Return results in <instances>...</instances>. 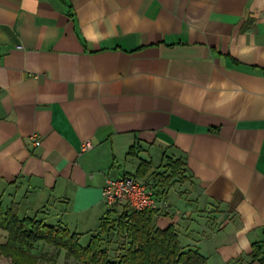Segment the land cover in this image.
I'll return each mask as SVG.
<instances>
[{"label": "crops", "instance_id": "0c3cea01", "mask_svg": "<svg viewBox=\"0 0 264 264\" xmlns=\"http://www.w3.org/2000/svg\"><path fill=\"white\" fill-rule=\"evenodd\" d=\"M177 161L156 227L264 264V0H0L4 207L90 238L106 180Z\"/></svg>", "mask_w": 264, "mask_h": 264}, {"label": "trees", "instance_id": "16d2710c", "mask_svg": "<svg viewBox=\"0 0 264 264\" xmlns=\"http://www.w3.org/2000/svg\"><path fill=\"white\" fill-rule=\"evenodd\" d=\"M182 167L181 162H170V176L151 173L149 180L153 181L154 196L163 194L158 188L168 186L173 177H179ZM149 171L150 167L141 163L136 175L144 177ZM156 213L157 210L107 209L98 232L90 236L87 245L81 246L79 236L65 227L48 226L35 218H20L16 204L4 207L0 200V232L5 238V242L0 243V255L10 259V264H56L54 256L31 254L40 243L63 251L66 259L71 258L78 264H206L198 252L180 246L172 226L156 227ZM115 239L123 241L119 248L112 242ZM258 254V247L254 245L252 256L257 258Z\"/></svg>", "mask_w": 264, "mask_h": 264}, {"label": "built area", "instance_id": "2783aa9c", "mask_svg": "<svg viewBox=\"0 0 264 264\" xmlns=\"http://www.w3.org/2000/svg\"><path fill=\"white\" fill-rule=\"evenodd\" d=\"M29 140L34 147L40 145L36 135L30 136ZM91 148L89 142L81 145V151ZM102 201L108 210L125 208L132 212H142L168 208L165 201L157 200L154 196L152 180L140 181L128 176L106 180L102 189Z\"/></svg>", "mask_w": 264, "mask_h": 264}, {"label": "rangeland", "instance_id": "374dc122", "mask_svg": "<svg viewBox=\"0 0 264 264\" xmlns=\"http://www.w3.org/2000/svg\"><path fill=\"white\" fill-rule=\"evenodd\" d=\"M2 232H0V243L5 242V238L3 237ZM79 243L81 246H85L88 243L89 240V235H80L79 236ZM113 243H115L117 246L116 248H119L120 245V239H115L114 241H112ZM112 243V244H113ZM31 254L40 257L41 254H44L45 256H54L56 258V264H78L76 263L73 259H66L65 258V254L63 253V251L58 252L56 249H53L52 247H48V246H43L39 244H36L34 246V248L31 251ZM118 252L115 251V255H117ZM0 264H10V259L1 256L0 255ZM38 264H41L40 262Z\"/></svg>", "mask_w": 264, "mask_h": 264}]
</instances>
